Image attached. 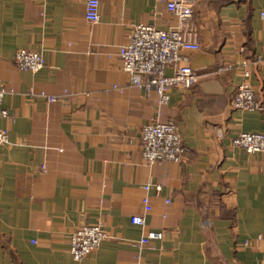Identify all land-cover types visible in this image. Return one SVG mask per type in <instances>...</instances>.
<instances>
[{"label": "crops", "instance_id": "0c3cea01", "mask_svg": "<svg viewBox=\"0 0 264 264\" xmlns=\"http://www.w3.org/2000/svg\"><path fill=\"white\" fill-rule=\"evenodd\" d=\"M100 1L93 22L88 0H0L1 125L10 132L0 144V264H262L264 153L233 136L264 131V109L237 108L232 97L243 62L264 54V0L197 1L199 78L166 104L131 85L119 49L134 24L169 28L178 16L166 0ZM22 48L41 50L46 65L23 70ZM221 65L226 78L215 73ZM251 80L263 101L264 67L255 63ZM158 109L181 127L182 161L144 157L142 129ZM155 180L164 184L147 222H131ZM93 221L110 235L77 261L72 234ZM151 230L164 231L160 253L137 245Z\"/></svg>", "mask_w": 264, "mask_h": 264}, {"label": "built area", "instance_id": "2783aa9c", "mask_svg": "<svg viewBox=\"0 0 264 264\" xmlns=\"http://www.w3.org/2000/svg\"><path fill=\"white\" fill-rule=\"evenodd\" d=\"M198 0H166L167 8L178 16L176 26L159 27L154 23L140 22L134 24L129 33L128 42L122 44L119 55L123 68L130 74L131 85L142 90L156 92L160 104L170 102L176 87L192 88L196 85L199 73L192 63V55L202 47L195 6ZM101 1L88 0L86 4L87 18L93 22L100 21ZM15 59L23 70L38 72L46 65L45 54L36 48H22ZM257 63L264 67V54L248 58L242 64V79L237 83L232 103L237 108L264 109L256 85L251 80L252 66ZM173 70L170 71L169 68ZM229 65H221L215 73L221 78L228 75ZM116 88L122 90L118 84ZM7 90L0 88V144L9 142V129L1 125V118L9 114L3 100ZM36 92L32 93L35 95ZM51 101L58 100L61 95L41 92ZM72 94L68 89L62 95ZM63 97V96H62ZM144 124L142 129L143 154L153 164L160 159L182 161L186 153L183 144L181 127L175 119L161 120L162 110ZM233 142L250 152L264 153V131L241 130L233 136ZM48 172L46 166L43 168ZM161 180L144 183L146 193L143 196L144 212L133 214L131 222L145 224L148 214L153 210L152 195L161 194ZM171 201V196H166ZM110 235L101 221L86 222L77 228L71 237L70 251L77 261L87 259ZM163 230H151L142 234L137 245L147 247L160 253L163 248ZM145 264V263H140ZM264 264V262L262 263Z\"/></svg>", "mask_w": 264, "mask_h": 264}]
</instances>
